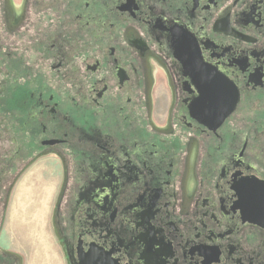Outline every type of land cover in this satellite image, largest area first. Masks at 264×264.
<instances>
[{
    "label": "flooded vegetation",
    "instance_id": "flooded-vegetation-1",
    "mask_svg": "<svg viewBox=\"0 0 264 264\" xmlns=\"http://www.w3.org/2000/svg\"><path fill=\"white\" fill-rule=\"evenodd\" d=\"M32 179L67 264H264V0H0V264Z\"/></svg>",
    "mask_w": 264,
    "mask_h": 264
},
{
    "label": "rangeland",
    "instance_id": "rangeland-1",
    "mask_svg": "<svg viewBox=\"0 0 264 264\" xmlns=\"http://www.w3.org/2000/svg\"><path fill=\"white\" fill-rule=\"evenodd\" d=\"M56 194L54 183L32 179L19 185L9 199L2 235L19 264H67L53 231Z\"/></svg>",
    "mask_w": 264,
    "mask_h": 264
},
{
    "label": "water",
    "instance_id": "water-1",
    "mask_svg": "<svg viewBox=\"0 0 264 264\" xmlns=\"http://www.w3.org/2000/svg\"><path fill=\"white\" fill-rule=\"evenodd\" d=\"M83 264H90V261L86 260Z\"/></svg>",
    "mask_w": 264,
    "mask_h": 264
}]
</instances>
